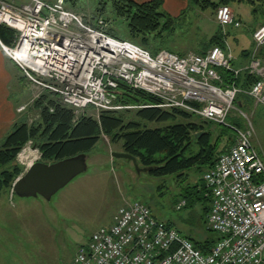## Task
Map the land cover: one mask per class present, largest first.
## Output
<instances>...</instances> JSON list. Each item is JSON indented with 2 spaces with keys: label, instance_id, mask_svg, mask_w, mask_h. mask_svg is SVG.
I'll return each instance as SVG.
<instances>
[{
  "label": "built area",
  "instance_id": "built-area-1",
  "mask_svg": "<svg viewBox=\"0 0 264 264\" xmlns=\"http://www.w3.org/2000/svg\"><path fill=\"white\" fill-rule=\"evenodd\" d=\"M216 20L224 31L242 25L224 5L217 8ZM0 24L16 31L12 45L0 40V48L23 77L35 90L56 93L75 115L88 107L120 108L114 104V91L123 81L154 95L158 107L187 111L230 127L234 134V142L202 173L211 196L207 226L219 236L209 252L202 253L175 227L156 218L149 205L131 200L119 205L110 224L78 246L69 264H264V161L250 131L226 121L242 92L221 84L218 68L235 76L240 71L232 67L229 52L216 45L204 54L180 56L165 49L152 54L107 33L103 16L90 22L70 10L66 0L20 5L0 0ZM252 39L256 50L264 46V24ZM247 69L257 79L246 93L264 105V64L252 57ZM26 107L19 106L18 112ZM184 206L181 199L175 208Z\"/></svg>",
  "mask_w": 264,
  "mask_h": 264
},
{
  "label": "trees",
  "instance_id": "trees-1",
  "mask_svg": "<svg viewBox=\"0 0 264 264\" xmlns=\"http://www.w3.org/2000/svg\"><path fill=\"white\" fill-rule=\"evenodd\" d=\"M192 2L201 11L211 9L215 16L219 6L230 7L232 3L246 2L251 7L250 11L254 17L259 10L261 11L263 22L259 25L264 24V0H192ZM163 4L164 0H112V13L124 25L125 34L123 37L120 36L117 25L115 28L109 27L107 33L131 41L152 54L157 53L161 48L159 44L157 45V40L162 37L164 31L171 29L174 23V16L163 9ZM100 5L95 10V16H103L101 11L104 6ZM232 11L234 13L235 10ZM234 16L242 23L235 13ZM217 26L218 30L203 45L200 54L216 45L226 49L224 37L226 30L224 31L219 24ZM15 35L14 29L0 24L1 42L12 45ZM168 51L180 56L186 55L179 51ZM260 53L264 55V46L259 50ZM217 71L222 85H234L242 90L237 95L235 104L239 105L242 111L249 110L254 100L246 91L257 78L248 73L235 76L231 70L225 68H218ZM114 93L116 96L114 104L120 108L96 111L93 107H88L84 112L75 115L73 108L62 104L56 93L44 90L31 106L38 118L33 123L26 122L24 118L16 121L0 142V195L4 190L11 191L13 182L22 172L16 158L28 141L31 140L39 149L40 161L52 163L81 153L89 154L103 135L109 138L110 143L120 144L122 152L134 156L140 167L148 169L145 172L147 175L168 178L175 189L172 197L173 208L178 210L175 208L177 202L185 200L183 208L196 212L205 229L214 236L196 238L189 232L183 234L173 220L163 221L192 240L202 253L209 252L219 236L207 226L211 196L202 179V173L214 165L218 156L221 138L213 140L215 128H220V137L228 133L234 135L231 128L201 119L178 108L158 107L159 101L154 95L123 81H118ZM91 111L96 113H89ZM143 122L158 125L149 127ZM228 122L242 126L235 118H228ZM196 133L201 134L196 137ZM230 139L227 140L226 147L234 142V137ZM194 175L198 178L193 182L189 178ZM166 179L158 186L160 194L165 192ZM188 219L193 222L191 218ZM181 220L190 223L189 220L182 218Z\"/></svg>",
  "mask_w": 264,
  "mask_h": 264
},
{
  "label": "rangeland",
  "instance_id": "rangeland-1",
  "mask_svg": "<svg viewBox=\"0 0 264 264\" xmlns=\"http://www.w3.org/2000/svg\"><path fill=\"white\" fill-rule=\"evenodd\" d=\"M100 3L105 7V11L104 7L102 8L101 15L108 28H115L117 25L118 33L123 37L124 25L112 13V0H66V6L70 10L80 12L90 22L97 17L95 10ZM230 8L240 14L242 26L226 27L225 30L229 31L226 34L227 41L235 46L236 50L248 47L251 44L248 29L261 21L262 13L259 10L255 17L250 16L251 7L246 2L232 3ZM164 9L174 16V23L172 28L164 31L162 37L157 40L160 49L179 51L182 55L197 53L218 30L216 16L211 9L201 11L192 0H185L179 10L180 16L167 6ZM233 35H237L238 43L234 42ZM7 77L8 92L18 89L17 103L27 105L22 112H18L21 105L16 108L15 120L24 118L26 122L33 123L38 117L31 106L43 91L35 90L27 78L23 83L21 74L16 78L19 81L17 83L15 77H12L11 82V75ZM253 104L249 110L242 111L240 106L234 103L227 118L237 119L242 125L240 128L250 131L252 144L264 157V105ZM226 121L228 122V119ZM144 124L149 127L158 125L153 122ZM220 132L217 127L213 132V140L221 138L217 154L226 148L227 140L234 137L229 133L220 137ZM33 145L31 140L28 141L16 158L22 169L20 175L28 163L40 161L35 149L32 153ZM120 149L119 144L110 143L109 138L102 135L94 149L87 154V170L74 177L49 201L41 196H12L11 191L8 196L4 190L0 195V264H69L78 246L86 243L97 228L108 225L119 205L131 200L146 203L161 220H173L183 234L189 232L193 237L200 239L214 236L205 229L198 214L193 213L192 209L173 208L172 197L175 189L168 178L151 177L145 172L137 174L130 161L111 156V152ZM192 177L190 176L189 180L192 181ZM164 179L167 180L166 189L160 194L158 186ZM181 218L189 222L188 218H191L193 222L190 223L193 224L184 222Z\"/></svg>",
  "mask_w": 264,
  "mask_h": 264
},
{
  "label": "crops",
  "instance_id": "crops-1",
  "mask_svg": "<svg viewBox=\"0 0 264 264\" xmlns=\"http://www.w3.org/2000/svg\"><path fill=\"white\" fill-rule=\"evenodd\" d=\"M1 1L13 4V5H20V4L28 2L29 0H1ZM44 1L54 2L55 0H44ZM136 1H146V0H136ZM184 4H185V0H164L163 9L165 6H167L169 8V10H172V12L176 11L177 12L176 14H179V10L181 9V7ZM168 13H169V11H168ZM234 13L239 19L242 20L240 14L238 12L234 11ZM249 15L251 16L252 12L249 11ZM262 22L263 21H258L256 24H253L252 26L249 27L247 34L250 35L251 44L248 47H242L241 49L236 50L235 46H233L231 43H229L227 41L226 36H224L225 37V44H226V49H224V50H225V52H229L231 54V57H232L231 65L234 69H240L239 73L236 76H239L243 73L250 74L247 67L249 66V63H250L252 57L259 59L264 64V55H262V53L259 54V50L263 47L256 50L253 39H252V35H251L252 30L257 28L258 25ZM225 32H226V34L229 33L228 30H226ZM236 36L237 35H233V40H234V42L238 43V37H236ZM197 53L200 54V52H197ZM18 74L22 75V73L19 70V68L17 67V65L0 48V142L4 138L6 133L11 129L12 124L15 123V121H16L15 120L16 119V108L19 105H21V102L17 103L19 100L18 97H16V94L18 93V89L17 90H16V88L12 89L13 92L11 91V93H9L8 92V84H7L9 82V81L7 82V80H8L7 76H9V75H11L10 82L12 81V77H15L14 80H16V83L19 82L16 79V78H18ZM250 75H253V74H250ZM253 76H255V75H253ZM22 79H23L22 81L24 83L25 77H23V75H22ZM16 83H15V85H16ZM15 85H13V88L15 87ZM254 103H256V102L254 101ZM255 149L258 151V149L256 147H255ZM117 152H122V151L119 150ZM258 153L260 154V156L262 157V159L264 161V157L261 155V153L259 151H258ZM197 178H198V176L194 175L192 177V181L193 182L196 181ZM7 193H8V196L11 195V193H9V192H7ZM111 221H112V219H111Z\"/></svg>",
  "mask_w": 264,
  "mask_h": 264
},
{
  "label": "water",
  "instance_id": "water-1",
  "mask_svg": "<svg viewBox=\"0 0 264 264\" xmlns=\"http://www.w3.org/2000/svg\"><path fill=\"white\" fill-rule=\"evenodd\" d=\"M201 133H196L198 137ZM114 158L132 163L137 174L147 172V168L138 165L136 158L125 152H111ZM87 170V154L81 153L52 163L36 161L18 176L11 186L12 194L17 197L41 196L49 201L51 197L68 184L74 177Z\"/></svg>",
  "mask_w": 264,
  "mask_h": 264
}]
</instances>
